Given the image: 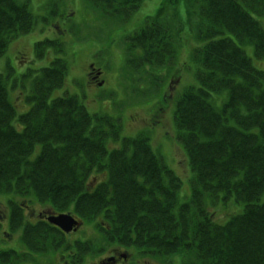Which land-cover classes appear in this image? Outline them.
<instances>
[{
  "label": "trees",
  "instance_id": "obj_1",
  "mask_svg": "<svg viewBox=\"0 0 264 264\" xmlns=\"http://www.w3.org/2000/svg\"><path fill=\"white\" fill-rule=\"evenodd\" d=\"M89 1L126 18L143 2ZM167 8L173 17L167 18ZM193 16L201 46L195 49L199 85L187 89L175 111L179 141L196 177L189 200L181 201L180 181L147 140L124 142L105 156L102 134L87 131L88 112L72 105V98L49 103V93L37 95L35 116L18 131L2 75L0 191L33 192L60 209L76 206L86 220L104 213L114 239L156 260L264 264V70L244 47L252 44L254 55L264 58V0H165L155 21L136 33L129 49L143 54L130 63L135 69L167 65L176 50L172 31L190 33ZM32 20L27 5L0 0V57ZM53 69L54 75L62 63L55 61ZM50 71L45 82L55 83ZM106 163L108 178L88 190L89 176ZM231 199L240 210L224 224L216 221L210 205Z\"/></svg>",
  "mask_w": 264,
  "mask_h": 264
},
{
  "label": "rangeland",
  "instance_id": "obj_2",
  "mask_svg": "<svg viewBox=\"0 0 264 264\" xmlns=\"http://www.w3.org/2000/svg\"><path fill=\"white\" fill-rule=\"evenodd\" d=\"M18 1L21 3L28 2L35 17L33 30L27 35L22 36L25 38L26 48L28 46L29 50H31V60H28L26 56L19 57L20 65L22 66L24 64V66L20 68L17 64L16 53L18 46L15 45V43L18 39L14 40L9 45L6 53L0 59V72L8 76V86L12 88V91L15 90L12 92L15 98H13L12 101L14 104H17V111L22 113L28 109L23 102V98L26 99L29 95L28 86H31L32 83V77L29 76L31 71L40 70V68L50 65L49 62L52 57L43 60V58L37 56L38 53L44 50V47H47V49L43 51L44 57L47 52L55 56L58 50L64 49L66 51V59L71 66V72L67 83H72L74 81L76 86L73 89H69L70 93H76L80 96L82 94L87 95L88 93V102L93 109L101 107L107 112L114 110L112 111L114 114L121 113L120 118L123 119L124 116L127 129L124 130V134L126 132L129 135H133L143 129L149 130L151 135L150 139L153 141V144L155 142V144L161 145L159 149L161 152H164L163 155L166 158V163H168L171 169L175 173H178L183 180H187L184 188L181 189V193L182 195L188 194L190 191L188 181L191 179L192 174L188 168L190 166L187 161V156L174 137L173 119L170 115L173 114L177 99L190 86L196 84V75H193V72L195 74L196 68L191 70L189 64H191L190 58L195 60L194 53L191 51L192 48H195L197 42L195 38H192L190 39V43L184 44L185 48L183 50H178L179 53L177 51L178 56L180 52L183 56L179 61H183L187 58L188 63L180 64L181 68H177L173 71L164 70L162 73L160 71L158 79H151L148 73H141L138 77H135L134 80H131L130 73L125 71L124 68L126 65L124 60L127 55V52L124 50L125 45L121 47V43L124 44L128 35L141 26L146 17H154L157 14L164 0H147V2L143 3L132 15V19L127 23L121 24L119 28H116L113 23H110L109 19L99 20V16L96 13L92 14L90 10L86 8L82 0ZM194 21L196 22L197 19ZM189 31L192 35L196 33L193 25L189 27ZM186 33L189 32L186 30ZM186 33H184V36L187 37ZM39 42L43 44L37 46L36 44ZM189 48L190 50H188ZM92 62L96 67L103 70L104 80L106 82L101 87L89 84L87 81V68ZM172 64V67H174L177 61L175 60ZM170 69L171 68H168L167 70ZM7 71L10 74L6 73ZM77 75L79 77H77ZM137 80H140V85L144 86H147L148 81L152 80H157L161 84H164L166 98L169 100L173 97L174 105L172 102L173 100H170L169 102H171V104L165 107V109L159 110L156 114V110L162 107L161 105L152 111L151 106L139 105L141 99L137 101L134 96H131L133 99H130L129 95L137 94ZM167 80L169 81L167 82ZM61 92L62 89L58 90L53 96L56 97ZM113 92L115 93L112 94ZM152 92L158 94L159 90L156 89L155 86ZM108 94H111L112 98L107 97ZM94 97L95 99L96 97L98 98V102H100L101 106L99 103H95ZM158 104H162L160 96L157 101V105ZM123 112L124 115H122ZM124 136L127 135L125 134ZM154 138L156 140H154ZM240 207H242V205L238 206V208ZM218 215L219 217H223L224 212L218 210Z\"/></svg>",
  "mask_w": 264,
  "mask_h": 264
},
{
  "label": "flooded vegetation",
  "instance_id": "obj_3",
  "mask_svg": "<svg viewBox=\"0 0 264 264\" xmlns=\"http://www.w3.org/2000/svg\"><path fill=\"white\" fill-rule=\"evenodd\" d=\"M53 212L51 210L48 209H34V208H28L25 216H28V218L32 219L33 222H31L33 224V226H36L39 223H43V224H47V222L45 221V217L47 215L52 214ZM51 226V225H50ZM52 227V226H51ZM55 227V226H54ZM55 230H58L60 233H62L65 238H68V236H72L74 235V237H69L71 239V241H77L78 240V235L80 234V232L82 231V228H75L73 231H71L70 233H64L62 232L58 227H55ZM51 230L47 229L43 232H36L34 233V238H42V237H46L47 240L51 241L50 238H48L51 235ZM4 235L9 236L10 240H7L4 238V240L7 242V247L17 251L16 248L18 247L17 242L14 238H12L9 233L6 231L4 232ZM0 251L2 252V250L0 249ZM110 257H113L114 260L111 262V264H121L124 261H126L128 259L127 255H122V252L119 251V249H115L114 252L110 255ZM126 257V260H125ZM65 264H71V263H65Z\"/></svg>",
  "mask_w": 264,
  "mask_h": 264
},
{
  "label": "bare ground",
  "instance_id": "obj_4",
  "mask_svg": "<svg viewBox=\"0 0 264 264\" xmlns=\"http://www.w3.org/2000/svg\"><path fill=\"white\" fill-rule=\"evenodd\" d=\"M189 21H190V22H189V26L196 25V22H195L194 20L191 19V20H189ZM193 22H194V24H193ZM186 91H187V90H186ZM186 91H185V92H186ZM185 92H184V93H185ZM184 93H183V94H184ZM183 94H182V95H183ZM182 95H181V96H182ZM223 95H224V94H223ZM181 96H180V97H181ZM180 97L178 98V100L180 99ZM223 108H224V105H223ZM173 131H174V137L177 138V139H179V132H178V130H177V127L173 128Z\"/></svg>",
  "mask_w": 264,
  "mask_h": 264
},
{
  "label": "water",
  "instance_id": "obj_5",
  "mask_svg": "<svg viewBox=\"0 0 264 264\" xmlns=\"http://www.w3.org/2000/svg\"><path fill=\"white\" fill-rule=\"evenodd\" d=\"M63 219V218H62ZM62 219L60 218V220H56L55 222L61 226H64V223H62Z\"/></svg>",
  "mask_w": 264,
  "mask_h": 264
}]
</instances>
